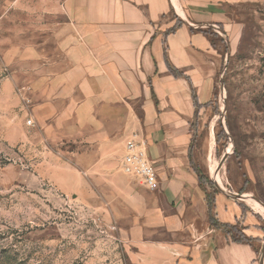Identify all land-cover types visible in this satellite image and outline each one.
Returning a JSON list of instances; mask_svg holds the SVG:
<instances>
[{
	"label": "rangeland",
	"instance_id": "obj_1",
	"mask_svg": "<svg viewBox=\"0 0 264 264\" xmlns=\"http://www.w3.org/2000/svg\"><path fill=\"white\" fill-rule=\"evenodd\" d=\"M77 6V0H0V264H165L133 232L134 201L98 180L94 152L51 133L48 105L85 106L91 115L105 76L92 71V54L81 66L73 62L77 56L63 54ZM230 20L229 34L222 26L203 28L223 66L202 182L210 195L236 197L264 224V0H245ZM86 43L93 51L94 41ZM133 79L119 73L118 92L141 117L142 91L125 87ZM123 158H114L116 170L138 180L123 173ZM243 228L230 232L240 240Z\"/></svg>",
	"mask_w": 264,
	"mask_h": 264
},
{
	"label": "crops",
	"instance_id": "obj_2",
	"mask_svg": "<svg viewBox=\"0 0 264 264\" xmlns=\"http://www.w3.org/2000/svg\"><path fill=\"white\" fill-rule=\"evenodd\" d=\"M244 1L77 0L69 16L71 46L63 54L77 56V66L92 54V71L105 76L91 115L85 106L68 108L57 100L48 105L51 133L94 152L101 163L95 164L98 180L117 185L120 196L134 201L133 232L143 234L144 247L158 249L165 264H260L261 219L227 192L210 195L202 182L209 156L207 122L223 66L221 50L203 28L222 26L229 34L225 27L232 11ZM88 40L94 41L93 51ZM119 73L134 75L124 82L143 93L141 117L124 105ZM58 82L55 77L54 88ZM132 139L158 172L156 191L116 170L114 158H123ZM238 224L245 241L230 232Z\"/></svg>",
	"mask_w": 264,
	"mask_h": 264
},
{
	"label": "built area",
	"instance_id": "obj_3",
	"mask_svg": "<svg viewBox=\"0 0 264 264\" xmlns=\"http://www.w3.org/2000/svg\"><path fill=\"white\" fill-rule=\"evenodd\" d=\"M33 125V121H29ZM121 169L127 176L137 178L143 186L151 191L160 188L158 172L152 163L148 152L132 139L127 142Z\"/></svg>",
	"mask_w": 264,
	"mask_h": 264
},
{
	"label": "water",
	"instance_id": "obj_4",
	"mask_svg": "<svg viewBox=\"0 0 264 264\" xmlns=\"http://www.w3.org/2000/svg\"><path fill=\"white\" fill-rule=\"evenodd\" d=\"M180 20H181V22H183L185 25H187L188 27H191V25H190V23L188 22V21H186V20H184V19H181L180 18ZM215 186H217L218 188H220L219 186H218V184H215ZM260 264H264V248H263V250H262V252H261V256H260Z\"/></svg>",
	"mask_w": 264,
	"mask_h": 264
},
{
	"label": "trees",
	"instance_id": "obj_5",
	"mask_svg": "<svg viewBox=\"0 0 264 264\" xmlns=\"http://www.w3.org/2000/svg\"><path fill=\"white\" fill-rule=\"evenodd\" d=\"M203 177H204V175L202 176V178H203ZM245 240H246V239H245V237L243 236V238L240 239V242H241V241H245Z\"/></svg>",
	"mask_w": 264,
	"mask_h": 264
},
{
	"label": "bare ground",
	"instance_id": "obj_6",
	"mask_svg": "<svg viewBox=\"0 0 264 264\" xmlns=\"http://www.w3.org/2000/svg\"><path fill=\"white\" fill-rule=\"evenodd\" d=\"M219 180V179H218Z\"/></svg>",
	"mask_w": 264,
	"mask_h": 264
}]
</instances>
